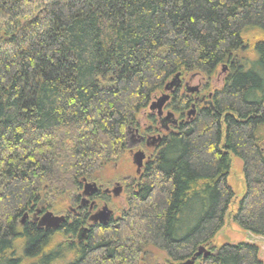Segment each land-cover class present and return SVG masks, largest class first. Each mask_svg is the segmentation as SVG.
<instances>
[{"label": "trees", "instance_id": "trees-1", "mask_svg": "<svg viewBox=\"0 0 264 264\" xmlns=\"http://www.w3.org/2000/svg\"><path fill=\"white\" fill-rule=\"evenodd\" d=\"M254 28L264 31V0H0V264H55L51 233L20 218L76 202L172 76L220 65L212 107L163 134L125 179L121 217L56 246L72 252L67 264H171L201 246L193 264H264L255 243L212 244L234 197L231 155L244 179L231 220L264 238V36L240 55Z\"/></svg>", "mask_w": 264, "mask_h": 264}, {"label": "flooded vegetation", "instance_id": "flooded-vegetation-1", "mask_svg": "<svg viewBox=\"0 0 264 264\" xmlns=\"http://www.w3.org/2000/svg\"><path fill=\"white\" fill-rule=\"evenodd\" d=\"M218 68L219 69L216 70V73L211 77H207L206 75L197 72L179 74L178 85L176 88H173L171 92H168L169 98L162 106L161 113L158 114L155 109H147L143 113L140 126L128 131L127 151L130 153L131 159L133 153L138 150L143 151L145 154L139 171H136L135 167V175H138L141 172L144 163L148 160L149 155H147L145 148L153 150L163 134L169 133L179 125L189 122L202 107H212V93L215 88H218L223 84L227 72V67L225 65H220ZM222 73L224 74L223 77L220 76ZM193 82H195V85H192ZM161 93H164V90L159 94ZM179 102L187 104L186 107L180 109ZM149 114L151 117L148 116ZM167 114H171L170 122L164 121ZM152 119L154 120L155 128L151 127ZM158 136H160L159 140H157ZM95 184L97 189L86 196L82 195V185L76 202L72 205H68L66 212L53 213L57 216H63V221L55 227L38 225L40 216L47 211V209L39 206L30 210V212H26V217L24 219L20 218L18 222L19 226L23 227L24 224L27 223L33 225L36 229L51 233L46 237L57 236L64 238L65 241L62 240L60 243H74L75 245L83 244L87 239L88 233L96 230L101 225L104 226L108 223L113 224L116 219L121 217V214L117 217H113L112 211L108 208V203L106 201L112 197L116 198L120 196L122 193L121 191L125 193L126 199V186H124V190H122L123 187L120 185V192L117 195H114L109 186L102 187L101 184L97 182H95ZM115 184L120 183L116 182ZM104 206L111 211L109 218L105 220V222L96 218ZM125 206L126 201L122 208ZM76 218L80 220L82 219V221L76 226V229L74 230L75 232L67 231L65 226ZM73 257L74 256H72V259Z\"/></svg>", "mask_w": 264, "mask_h": 264}, {"label": "rangeland", "instance_id": "rangeland-1", "mask_svg": "<svg viewBox=\"0 0 264 264\" xmlns=\"http://www.w3.org/2000/svg\"><path fill=\"white\" fill-rule=\"evenodd\" d=\"M264 36V31H261L259 29H253L250 30V32L246 33L244 36L247 40V48L240 53V55H243L245 58H249L252 56V49L251 46L258 40L262 39ZM219 69V68H218ZM221 77L224 76V74H220ZM220 77V78H221ZM192 85H195V82L192 83ZM159 95V94H158ZM141 131V130H140ZM147 155L150 156L152 153L150 148H145ZM149 158V157H148ZM135 176V165L132 163L131 155L128 151L124 152L122 156L118 159V161L114 163L108 164L102 172H100L99 177L100 181L97 183L101 184L102 187L109 186L110 189L114 188L116 185H121L124 190V186L126 184V178L127 177H133ZM116 182H119L120 184H115ZM227 184L232 188L234 192V197L232 198L230 204L228 205V210L226 213V216L224 218V223L222 228L215 234L214 238L212 239V244L214 246H219L225 242H237V241H245V242H252L258 245L259 253L258 256L260 259L264 262V238L260 236H256L254 234H251L249 232H246L242 230L237 224H235L231 220V213H233L236 209L238 200L242 196L244 192V179H243V173H242V163L241 161L236 158L235 156L231 155L230 159V167L228 170V174L226 177ZM121 195L118 197H112L108 201H106L108 204V208L112 211L113 217H117L121 214L122 207L125 203V193L121 191ZM74 203L69 202L66 200L64 202V205H66L62 210L59 212H66L68 205H72ZM102 207V205H101ZM100 207V208H101ZM52 213H57L53 210H50ZM65 241L64 238L61 237H50L48 240L47 249H56L57 257L58 259L54 261L55 264H67L72 259V252L68 249H58L56 246L61 241ZM17 245H21V242L17 243ZM23 250V248H22ZM154 258L157 260V262H164L166 258L165 253L160 250H153ZM21 248L18 246L17 249V256H21ZM32 259V257L30 258ZM36 259L32 260H25L23 261V264H35Z\"/></svg>", "mask_w": 264, "mask_h": 264}, {"label": "water", "instance_id": "water-1", "mask_svg": "<svg viewBox=\"0 0 264 264\" xmlns=\"http://www.w3.org/2000/svg\"><path fill=\"white\" fill-rule=\"evenodd\" d=\"M178 81H179V73H176L174 76H172L170 78V80L164 85V93L160 94L159 96L155 97L151 103L149 104L148 108L149 110H157V113L160 114L161 113V108L164 105V103L168 100L169 98V94L168 92H171L173 90V88H176L178 85ZM170 117L171 114H167L165 116L164 121L166 122H170ZM160 139V136L157 137V140ZM145 157V154L143 151L138 150L136 152L133 153L132 155V163L136 166V171H139L140 167L142 166V161ZM83 191H82V195L86 196L89 193L95 191L97 189V186L94 182H87L85 180H83ZM114 195H117L120 190H121V186L120 185H116L114 188L111 189ZM84 199V198H83ZM111 214V211L107 209L106 206H104L102 208V210L99 212V214L97 215L96 218H98L100 221L105 222V220H107L109 218ZM26 217V215L24 214V216L22 217L23 219ZM61 221H63V216H57L54 215L52 212L50 211H45L39 218L38 221V225L40 226H45V227H55L56 225H58ZM204 247H199L198 251L195 253V255L182 263H178V264H193L195 256L201 254L204 251ZM208 252V251H207ZM207 252H204L205 254H207Z\"/></svg>", "mask_w": 264, "mask_h": 264}, {"label": "bare ground", "instance_id": "bare-ground-1", "mask_svg": "<svg viewBox=\"0 0 264 264\" xmlns=\"http://www.w3.org/2000/svg\"><path fill=\"white\" fill-rule=\"evenodd\" d=\"M174 264H178V263H174Z\"/></svg>", "mask_w": 264, "mask_h": 264}]
</instances>
